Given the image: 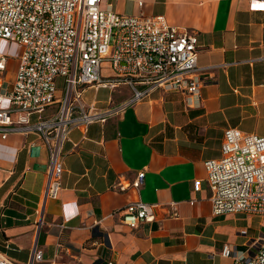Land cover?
<instances>
[{"label":"crops","instance_id":"0c3cea01","mask_svg":"<svg viewBox=\"0 0 264 264\" xmlns=\"http://www.w3.org/2000/svg\"><path fill=\"white\" fill-rule=\"evenodd\" d=\"M140 1L103 0V7L163 15L195 33L200 102L155 88L121 115L73 128L62 188L46 201L42 222L36 210L47 148L33 134L0 139V253L15 262L42 251L35 264H224L231 261L220 253L225 244L244 251L264 233V215L212 213L204 167L220 157L227 128L264 135V3ZM130 94L126 85L88 86L84 100L103 108ZM140 171L143 183L134 187ZM119 179L123 190L114 187ZM134 201L153 205L154 220L123 222V208Z\"/></svg>","mask_w":264,"mask_h":264},{"label":"built area","instance_id":"2783aa9c","mask_svg":"<svg viewBox=\"0 0 264 264\" xmlns=\"http://www.w3.org/2000/svg\"><path fill=\"white\" fill-rule=\"evenodd\" d=\"M0 39L21 48L19 54L0 51V139L33 134L48 150L47 180L36 210L40 222L46 201L62 188L64 147L73 128L86 130L121 115L155 88L183 93L188 105L200 102L204 78L197 65V35L169 24L163 15L118 13L103 7V0H0ZM122 85L131 94L117 103L111 98L103 108L85 103L88 86L114 90ZM204 167L214 215H264V135L227 128L220 157L206 160ZM144 174H137L134 187L142 185ZM114 187L127 185L119 179ZM154 217L153 205L134 201L121 218L136 227ZM220 253L231 259L224 264H264V233L249 249L225 244ZM42 258V251H34L18 263L0 253V264H35Z\"/></svg>","mask_w":264,"mask_h":264},{"label":"rangeland","instance_id":"374dc122","mask_svg":"<svg viewBox=\"0 0 264 264\" xmlns=\"http://www.w3.org/2000/svg\"><path fill=\"white\" fill-rule=\"evenodd\" d=\"M4 50H7L8 52L14 51L16 54H19L21 52L20 47H17L13 44H9L6 41H0V51H4ZM6 76L8 81L13 79L11 71H9L8 75ZM57 86L60 90L64 89V83L62 82L61 78L57 81Z\"/></svg>","mask_w":264,"mask_h":264},{"label":"clouds","instance_id":"9594fccd","mask_svg":"<svg viewBox=\"0 0 264 264\" xmlns=\"http://www.w3.org/2000/svg\"><path fill=\"white\" fill-rule=\"evenodd\" d=\"M66 218H70V216L69 217H66Z\"/></svg>","mask_w":264,"mask_h":264}]
</instances>
